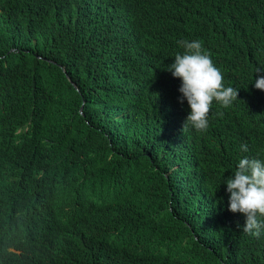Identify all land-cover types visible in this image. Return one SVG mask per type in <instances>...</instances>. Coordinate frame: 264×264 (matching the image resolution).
Returning <instances> with one entry per match:
<instances>
[{
    "label": "trees",
    "instance_id": "obj_1",
    "mask_svg": "<svg viewBox=\"0 0 264 264\" xmlns=\"http://www.w3.org/2000/svg\"><path fill=\"white\" fill-rule=\"evenodd\" d=\"M185 39L239 90L206 132L165 71ZM257 70L264 0H0V264H38L37 232L69 264H264V234L223 212L239 159H264Z\"/></svg>",
    "mask_w": 264,
    "mask_h": 264
},
{
    "label": "clouds",
    "instance_id": "obj_2",
    "mask_svg": "<svg viewBox=\"0 0 264 264\" xmlns=\"http://www.w3.org/2000/svg\"><path fill=\"white\" fill-rule=\"evenodd\" d=\"M177 44L184 51L177 53L175 58L174 55L171 56L165 71L173 89H178L181 93L179 102L186 105L188 115L183 131L193 128L197 132H206L209 128L212 106L229 108L238 100L239 90L225 85L222 70L215 64L208 50L203 49L199 40L185 39L177 41ZM254 87L264 91V70H257ZM250 89L252 90V85ZM256 101L257 99L246 91L240 101V108L252 106ZM216 115L222 118L224 113L217 112ZM240 147L242 151H248L246 144ZM224 183L226 184V191L223 192L224 214L228 217L243 214L245 217L243 232L260 238L264 234V159L248 157L239 159L236 170ZM20 184L28 196L38 195L33 177L27 175ZM57 198L58 210L72 208L75 205L73 188L59 189ZM47 244L48 238L44 233L37 232L29 238L28 246L36 254L38 264H69L54 257ZM0 246L4 248L3 244ZM6 248L13 252L19 251L11 246Z\"/></svg>",
    "mask_w": 264,
    "mask_h": 264
}]
</instances>
